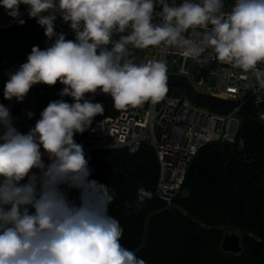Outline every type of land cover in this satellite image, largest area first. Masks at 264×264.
Masks as SVG:
<instances>
[{
	"label": "clouds",
	"instance_id": "9594fccd",
	"mask_svg": "<svg viewBox=\"0 0 264 264\" xmlns=\"http://www.w3.org/2000/svg\"><path fill=\"white\" fill-rule=\"evenodd\" d=\"M21 5L51 43L33 46L9 73L4 99L22 103L37 84L64 87L27 133L0 103V264H146L122 245L124 230L109 214L115 192L90 179L83 145L74 139L104 113L87 94L110 96L117 110L160 102L169 91L167 62L137 63L133 55L160 46L178 49L185 60L209 51L264 88V0H234L230 10L224 0H0L23 25ZM58 17L74 39L56 31ZM196 29L198 40L186 35ZM151 198L139 188L137 210Z\"/></svg>",
	"mask_w": 264,
	"mask_h": 264
},
{
	"label": "trees",
	"instance_id": "16d2710c",
	"mask_svg": "<svg viewBox=\"0 0 264 264\" xmlns=\"http://www.w3.org/2000/svg\"><path fill=\"white\" fill-rule=\"evenodd\" d=\"M25 24L0 31V41L14 50L13 61H27L33 46L48 47L44 29L25 15ZM56 31L74 39L69 26L58 17ZM137 61V55L133 52ZM64 85H35L32 127L50 101L61 99ZM176 95H181L176 90ZM92 102L104 106L103 115L115 118L120 111L112 98L98 91L87 94ZM63 99L73 103L71 97ZM211 112L222 111L210 108ZM251 100L237 113L239 126L233 143H212L201 148L186 167L179 193L167 206L157 195L159 165L150 145L142 143L137 152L95 151L89 167L90 179L109 185L115 197L109 214L123 228L121 243L146 264H264V124L258 119ZM92 123V124H93ZM88 131V130H87ZM77 133V143H86V133ZM47 162V158L45 157ZM152 193L137 210L138 189ZM75 198L76 191H70ZM224 228L235 229L240 251L222 250Z\"/></svg>",
	"mask_w": 264,
	"mask_h": 264
},
{
	"label": "built area",
	"instance_id": "2783aa9c",
	"mask_svg": "<svg viewBox=\"0 0 264 264\" xmlns=\"http://www.w3.org/2000/svg\"><path fill=\"white\" fill-rule=\"evenodd\" d=\"M172 3V0H168ZM178 4L182 0H175ZM225 10H230L234 0H224ZM27 6L21 5V18L27 15ZM159 11V3H157ZM18 22L0 7V31L7 30ZM39 25V24H38ZM40 28H42L39 25ZM202 30H190L189 37L200 38ZM137 63L149 60H164L168 65L167 75L187 78L195 91L224 101L236 103V107L222 114L199 107L187 98L176 95V88H169L165 98L156 104L143 105L120 111L115 118L97 119L86 133L83 145L89 164L95 151L125 150L130 154L138 151L142 143L151 146L159 165L156 185L158 198L169 206L182 186L186 167L197 151L212 143H233L239 126L237 113L243 104L251 100L257 109L258 119L264 124V88H261L251 73L218 62L214 54L205 51L199 58L185 60L175 48L160 46L134 50ZM14 50L0 41V103L10 109L14 126L22 133L32 127L28 112L34 107L35 85L22 103L5 100L4 85L9 73L20 65L12 57ZM184 71L181 72V68ZM181 91V90H180Z\"/></svg>",
	"mask_w": 264,
	"mask_h": 264
},
{
	"label": "water",
	"instance_id": "95a60500",
	"mask_svg": "<svg viewBox=\"0 0 264 264\" xmlns=\"http://www.w3.org/2000/svg\"><path fill=\"white\" fill-rule=\"evenodd\" d=\"M168 88L181 90L183 97L199 107L213 108L225 113L232 111L236 107V103L232 101H224L195 91L190 81L185 77L168 75ZM221 248L228 253H238L240 251L238 237L235 235L224 237Z\"/></svg>",
	"mask_w": 264,
	"mask_h": 264
},
{
	"label": "rangeland",
	"instance_id": "374dc122",
	"mask_svg": "<svg viewBox=\"0 0 264 264\" xmlns=\"http://www.w3.org/2000/svg\"><path fill=\"white\" fill-rule=\"evenodd\" d=\"M224 233L226 237L235 235L238 237V235H240V232L235 230V229H231V228H224Z\"/></svg>",
	"mask_w": 264,
	"mask_h": 264
}]
</instances>
